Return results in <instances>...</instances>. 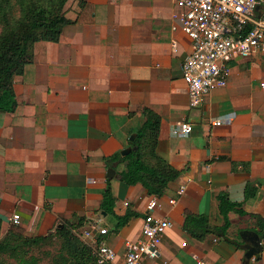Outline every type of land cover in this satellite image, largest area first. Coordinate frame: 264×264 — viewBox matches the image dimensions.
Masks as SVG:
<instances>
[{
  "label": "crops",
  "instance_id": "0c3cea01",
  "mask_svg": "<svg viewBox=\"0 0 264 264\" xmlns=\"http://www.w3.org/2000/svg\"><path fill=\"white\" fill-rule=\"evenodd\" d=\"M65 11L71 23L58 43L35 44L33 61L14 80L17 108L0 114L1 237L12 229L47 236L63 223L77 224L75 234L99 224L108 230L100 240L123 263L126 242L142 239L154 197L140 184L125 186L124 168L115 164L110 182L115 214H136L116 231L114 217L100 210L112 168L106 158L131 147L148 108L161 117L157 153L180 176L158 198L161 208L155 211L173 227L159 259L144 264H198L194 256L205 264H243L241 233L260 237L253 220L231 213L230 241L213 236L200 241L183 226L186 215H205L211 226H223L221 193L264 219V55L232 61L237 64L229 65L227 87L192 108L182 73L190 41L173 31L181 12L174 0H69ZM183 121L191 123V135L174 137L173 127ZM248 182L259 191L246 200ZM182 186L186 192L179 197ZM170 199L177 203L170 205ZM15 214L19 225L10 222ZM37 250L40 264L60 253L53 255L50 245ZM250 264H264V251Z\"/></svg>",
  "mask_w": 264,
  "mask_h": 264
},
{
  "label": "trees",
  "instance_id": "16d2710c",
  "mask_svg": "<svg viewBox=\"0 0 264 264\" xmlns=\"http://www.w3.org/2000/svg\"><path fill=\"white\" fill-rule=\"evenodd\" d=\"M69 0H0V114L12 113L18 102L14 92V80L23 74L25 67L33 61V49L36 43H58L63 29L71 22L66 17V4ZM145 121L136 131L132 147L138 150L123 157L117 153L106 158L108 167L123 166L120 181L125 186L142 185L150 197L161 198L170 185L175 182L180 172L157 153L161 129V117L145 108L142 111ZM111 179L103 193L100 210L116 220L118 231L136 216L128 212L123 217L115 214L116 200L111 190ZM259 185L246 184L245 199L257 196ZM219 211L224 224L213 227L205 215H186L183 230L192 238L203 241L209 236L230 241L228 232L231 228L230 214L249 218L255 223V231L264 238V219L256 214L247 213L242 203L230 200L227 193L218 196ZM2 220L0 219V264H40L34 250L44 245L54 244L58 240L60 253L51 264H98L93 256V249L81 241L74 230L77 224L63 223L55 233L42 237H28L16 229L9 230L1 237ZM68 257V259L65 257Z\"/></svg>",
  "mask_w": 264,
  "mask_h": 264
},
{
  "label": "built area",
  "instance_id": "2783aa9c",
  "mask_svg": "<svg viewBox=\"0 0 264 264\" xmlns=\"http://www.w3.org/2000/svg\"><path fill=\"white\" fill-rule=\"evenodd\" d=\"M181 12L175 19L181 25L182 33L190 41V52L182 65L183 79L187 85L190 106L198 108L203 98L216 90L225 89L230 75V62L264 55V0H174ZM177 27H173L176 31ZM176 41L173 46L176 47ZM217 121L216 125H221ZM190 122L177 123L172 129L174 137L191 135ZM182 186L178 196L185 194ZM177 200L170 199L175 205ZM161 208L158 197L147 205L144 217L142 239L127 241L123 263H117V253L99 237L108 234L99 224H93L77 237L93 249L98 264H144L157 260L167 232L173 227L167 217L157 216ZM10 222L19 225L20 216L13 215ZM216 242V240H215ZM183 246H186L184 243ZM198 264H205L194 256ZM163 264H171L164 262Z\"/></svg>",
  "mask_w": 264,
  "mask_h": 264
},
{
  "label": "water",
  "instance_id": "95a60500",
  "mask_svg": "<svg viewBox=\"0 0 264 264\" xmlns=\"http://www.w3.org/2000/svg\"><path fill=\"white\" fill-rule=\"evenodd\" d=\"M136 138V134H133L130 137V142H134ZM137 147H128L127 149L121 152L123 157L129 155L132 152L137 151ZM116 175V170L114 167L110 168L107 172V178L113 179ZM248 235H252L249 239L245 238ZM241 237L244 240V244L240 245V247L245 251L243 264H250L251 260L259 258L260 254L264 251V243L262 239L255 233H251L249 231H244L241 233Z\"/></svg>",
  "mask_w": 264,
  "mask_h": 264
},
{
  "label": "rangeland",
  "instance_id": "374dc122",
  "mask_svg": "<svg viewBox=\"0 0 264 264\" xmlns=\"http://www.w3.org/2000/svg\"><path fill=\"white\" fill-rule=\"evenodd\" d=\"M176 27H177V29H178V31H180V32H182V30H181V25H180V23L178 22V24L176 25ZM237 64V62H230V66L231 67H234L235 65ZM258 82H255V86L256 87H258ZM109 217H112V216H109ZM107 226H112V224H110V222L107 224ZM80 232L78 231V232H76L75 231V234L77 235V234H79ZM50 248H51V250L50 251H54V253H53V255H56L57 254V252L59 251V248H60V242L59 241H54V244H52V245H50ZM34 253H37L38 254V250L37 249H35L34 250ZM40 254V253H39ZM41 256H43L42 254H40ZM50 256H51V254H50ZM49 257V256H48ZM48 257H42L43 259L44 258H48ZM52 257V256H51ZM51 263V262H50ZM49 263V264H50Z\"/></svg>",
  "mask_w": 264,
  "mask_h": 264
}]
</instances>
